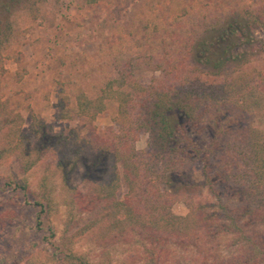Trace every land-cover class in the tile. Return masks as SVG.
Returning a JSON list of instances; mask_svg holds the SVG:
<instances>
[{
  "label": "trees",
  "instance_id": "obj_1",
  "mask_svg": "<svg viewBox=\"0 0 264 264\" xmlns=\"http://www.w3.org/2000/svg\"><path fill=\"white\" fill-rule=\"evenodd\" d=\"M42 1L0 0V46L9 42L14 13L36 11ZM252 14L249 9L232 11L210 39L184 48L185 57L166 53L155 63L158 75L147 83L121 66L97 98L79 94L74 113L84 121V133L78 128L54 132L36 121L31 135L20 136L28 141L33 135L38 143L35 161H22L23 172L37 160L54 156L53 169L44 172L32 204L36 231L56 212L58 175L62 190L70 192L62 203L67 210L65 232L76 224L77 214L93 213L81 234L101 226L103 237H131L145 264L264 263V79L245 70L255 56L264 54V41L250 34L257 18ZM108 102L115 104L116 114L104 138L96 132L95 120ZM187 131L207 134L206 147H194ZM141 134L147 141L139 150ZM6 156L7 151L0 153ZM213 157L214 178L208 175ZM195 161L210 195L205 200L195 198L199 186L185 172ZM79 166L88 189L84 196L69 188ZM215 183L225 193L220 194ZM14 188L27 192L25 182ZM180 196L186 197L184 216L172 209ZM47 230L46 245L56 247L52 261L90 264L67 244L61 248L52 242V225ZM223 237L229 240L220 255L214 250ZM168 244L199 250L200 255L194 261L172 258Z\"/></svg>",
  "mask_w": 264,
  "mask_h": 264
},
{
  "label": "rangeland",
  "instance_id": "obj_2",
  "mask_svg": "<svg viewBox=\"0 0 264 264\" xmlns=\"http://www.w3.org/2000/svg\"><path fill=\"white\" fill-rule=\"evenodd\" d=\"M243 9L252 10V17L257 14L250 34L264 41V0H43L36 11L14 13L9 42L0 46V153L7 151L6 157H0V259L6 264H64L52 261L56 247L45 242L52 225V242L61 248L67 244V249L84 255L90 264H145L140 246L131 237H103L101 226L81 234L93 213L77 214L76 224L65 232L67 210L62 203L70 192L62 190L58 175L54 177L56 212L44 218L41 230L36 231L32 204L41 177L53 169L54 156L37 160L23 172L22 161H35L38 143L33 135L28 141L20 136L31 135L36 121L54 132L78 128L84 133V121L74 113L79 94L97 98L121 66L130 67L135 78L149 82L158 75L154 72L158 59L166 53L170 58L187 56L184 48L199 39H210L230 20L232 11ZM245 70L264 79V54L255 56ZM115 114V104L108 102L95 120L99 135L109 137ZM186 137L200 150L209 141L207 134L187 131ZM146 141L147 135L141 134L136 148L144 149ZM209 163L208 175L214 178L215 158ZM77 170L69 188L84 196L88 189L82 166ZM185 172L199 186L195 198L210 197L202 185L198 162L189 163ZM22 182L27 185L26 193L14 188ZM214 185L220 194L225 193L222 185ZM185 200V196L174 200V214L187 213ZM228 240H218L215 253L223 254ZM167 249L172 251L170 257L182 256L187 261L200 255L199 250H180L170 244Z\"/></svg>",
  "mask_w": 264,
  "mask_h": 264
}]
</instances>
